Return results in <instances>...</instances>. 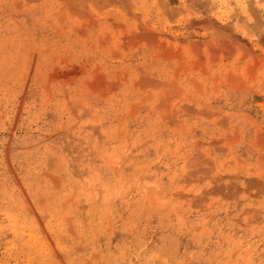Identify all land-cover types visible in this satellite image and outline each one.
Wrapping results in <instances>:
<instances>
[{"label": "rangeland", "instance_id": "rangeland-1", "mask_svg": "<svg viewBox=\"0 0 264 264\" xmlns=\"http://www.w3.org/2000/svg\"><path fill=\"white\" fill-rule=\"evenodd\" d=\"M254 1L0 0V264H264Z\"/></svg>", "mask_w": 264, "mask_h": 264}, {"label": "bare ground", "instance_id": "bare-ground-1", "mask_svg": "<svg viewBox=\"0 0 264 264\" xmlns=\"http://www.w3.org/2000/svg\"><path fill=\"white\" fill-rule=\"evenodd\" d=\"M251 1H254V0H251ZM255 1L259 2L258 0H255ZM255 1H254V2H255ZM243 2H244V1H243ZM233 3H234V2H233ZM255 3H256V2H255ZM255 3H254V4H255ZM235 4H236V3H235ZM252 4H253V3H252ZM237 6H238V5H237ZM263 8H264V7H263ZM242 13H244V12H242ZM104 189H105V188H104ZM101 214H102V213H101Z\"/></svg>", "mask_w": 264, "mask_h": 264}]
</instances>
